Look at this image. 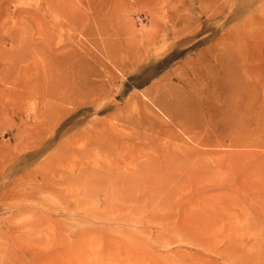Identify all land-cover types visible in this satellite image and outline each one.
Masks as SVG:
<instances>
[{"label": "rangeland", "instance_id": "obj_1", "mask_svg": "<svg viewBox=\"0 0 264 264\" xmlns=\"http://www.w3.org/2000/svg\"><path fill=\"white\" fill-rule=\"evenodd\" d=\"M65 1L101 52L57 29L53 46L77 50L51 58L46 1L0 0V264H264V0ZM127 48L133 73L105 56ZM232 63L222 114L209 89ZM91 71L110 72L97 100ZM230 119L235 148L214 129ZM90 161L125 166L85 174ZM44 175L62 184L32 191Z\"/></svg>", "mask_w": 264, "mask_h": 264}, {"label": "bare ground", "instance_id": "obj_2", "mask_svg": "<svg viewBox=\"0 0 264 264\" xmlns=\"http://www.w3.org/2000/svg\"><path fill=\"white\" fill-rule=\"evenodd\" d=\"M45 1H46V4H47V7H49V9H52V11H54L53 13H55L56 16L59 17L58 21H56L57 23L53 27L52 26H48V25L46 26L45 25L44 28H43V30L42 31H39V33L43 35V39L45 40V42L48 44L46 47L48 48V53H49V56L51 58L52 57H53V59L54 58L55 59H60L61 58V60H62V59H64L63 57H67V55H68L67 53H75L76 50H77L72 43L60 45L58 47L53 46L52 41H51L52 33L55 30H57V29L58 30H77V31H79L80 34L82 33L87 38H89V41L93 44V46L95 48H97V50H100V52H101V50H102L101 48H104V47L101 46L102 44H100L99 41H95V39L92 37V30H93L92 27L89 26L86 22H84V23H82L80 25L77 24L76 19H75L77 17L76 16V13H75V10L76 9H79V8H76L73 5V3L70 4V2L65 1V0H45ZM90 7L91 6L89 5V8ZM84 13H85V16L86 17H87V14L89 15V12L87 13L86 11H84ZM90 18H92V13H90ZM77 19H78V17H77ZM155 38L156 37H153L151 35L148 36V37H146V40H144V42H143V48H144L145 53H149L150 48H152L151 46L155 42ZM104 52L107 53V54L109 53V51H107V50H104ZM132 52H133V50L131 48H127V51H126L127 54H126V56L120 57V58H119V56L117 54L116 55H112V52L109 55H106L105 53L104 54H105V56H108V58L112 60V64L116 68L120 69L123 72L129 71V73H133V72H136V71H132L133 68H134V66H132V70H130L129 64L130 63H134L132 60H136L137 58L135 56H133V53ZM120 54L121 53H119V55ZM104 58H106V57H104ZM217 71H218V74L217 75L214 74V77H212V82H213L212 85H213V88H212V90L209 89V92H211L209 95L211 96V98L213 100H216V102L221 103V107L218 108V109L221 110V113L222 114L223 113L225 114V112L223 110L224 109L223 106H226L227 108L230 107V109H235L236 108V105L234 103H235V101H236V99L238 97V94H239V90L238 89H239V85H240V79H239L238 74H237V67L233 63L230 64L229 66L221 65L217 69ZM109 73L110 72H108V71H105V73H102L100 71H95V72H92L91 71V74L94 77L96 76L98 78V80H96V79H90V78H92L91 77V74H87L84 77V79L86 80V85L88 86L87 89L90 91V93L93 94V97H94L93 99L97 100L100 97H102L101 96V95H103L102 92H106V91H104L107 88L106 86L111 84V78L108 75ZM82 74H83V71L82 72L81 71L79 72V67L75 63L73 65V67H72V75L75 78V81L77 80V78H79V76H84ZM102 76L105 77V78H103V80L101 79ZM155 88L158 89L159 88V85H156ZM156 91H158V90H156ZM150 93H152V90L150 91ZM118 95L119 96H123V92H119ZM156 102H158L159 104H162L161 103V98L156 97ZM222 114L219 113L218 116H217V119L223 122L224 117H223ZM227 124H228V127L227 128L226 127H222V125L219 122H217V124L215 122V124H214V126H215L214 129H215L216 133H218V138L221 139L220 142L223 145H229V146L234 147V148L240 146L239 145V141H238V139H236V136H235L236 135L235 134L236 133V130L238 128H240L237 120H231L230 119L229 121H227ZM229 133H232V135L230 136ZM49 145L50 144L44 145V147L42 149L38 150L39 152L37 151L38 152L37 154L34 153V155H31V158H29L27 156L26 159H33V160H35L36 156L37 155H40V154L42 155L43 152H44V148L48 147ZM131 163L132 162H127L126 163L127 167H128V165L131 166ZM123 166H125V165H123ZM123 166H121L120 163H115V162L114 163L112 162V163H103V164H100V163H97L96 161H90V162H87V165L85 166L84 170H85V174L86 173L91 174V175L99 174V175L104 176V175H106V172H116L118 169H121ZM130 166H129V168H130ZM79 174H82V173L80 172ZM42 179H43V183H39L37 186L34 185L33 187H31L32 191H34V192L37 191V190H41V191L42 190H53L54 191V190H57V188L54 187V186H56V185L59 186V185L62 184V182L55 181L54 179H49L46 175H44L42 177ZM66 180L69 182V178L68 177H65L63 179V182H65ZM103 195L105 196L104 199H107V194L104 193ZM99 199H101V198H99ZM168 213H169V215L171 214L170 211ZM166 214H164L163 217H166ZM186 214H187V211H186ZM178 215H180V213ZM163 217H161V218H163ZM167 217L170 219L169 216H167ZM169 219H168V223L170 222ZM166 220L167 219H165L164 221H166ZM178 222L179 221H177L176 223H178ZM159 223H160V221H159ZM164 228H165V226H164ZM167 228H168V226H167ZM163 231H165V229ZM163 236H164V234H163Z\"/></svg>", "mask_w": 264, "mask_h": 264}]
</instances>
